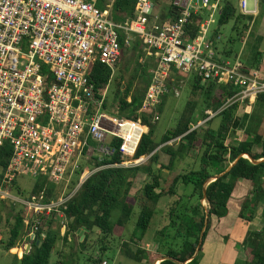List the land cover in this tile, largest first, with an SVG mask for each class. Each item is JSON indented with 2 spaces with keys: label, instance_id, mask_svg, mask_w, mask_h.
I'll use <instances>...</instances> for the list:
<instances>
[{
  "label": "built area",
  "instance_id": "1",
  "mask_svg": "<svg viewBox=\"0 0 264 264\" xmlns=\"http://www.w3.org/2000/svg\"><path fill=\"white\" fill-rule=\"evenodd\" d=\"M257 4L250 11L248 0H240L241 12L255 16ZM110 7L102 10L98 0H0V149L12 150L9 165L0 170V199L26 208L30 239H38L42 217L56 212L62 223L66 220L61 209L92 175L143 164L134 157L148 127L141 118L113 115L106 106L110 84L97 92L91 81L99 62L112 80L123 47L135 39L144 42L146 58L158 62L139 111L153 124L174 69L204 83L234 86L239 92L225 107L253 104L264 93V77L257 71L247 72L239 59L219 57L211 23L222 0H173L180 16L164 21L155 15L153 0H139L129 25L113 21ZM195 14L208 18L202 34L191 39L187 25ZM115 139L122 141L119 149L112 146ZM117 152L120 163L94 164ZM24 177L44 178L47 184L26 198L12 195L13 184ZM62 228L65 233L66 225Z\"/></svg>",
  "mask_w": 264,
  "mask_h": 264
},
{
  "label": "trees",
  "instance_id": "2",
  "mask_svg": "<svg viewBox=\"0 0 264 264\" xmlns=\"http://www.w3.org/2000/svg\"><path fill=\"white\" fill-rule=\"evenodd\" d=\"M153 1L155 8L157 4L160 5L163 2V0ZM236 1L222 0L218 28L212 34V39L217 43V47L215 46L217 49L222 28L232 21H235L234 30L240 39H245L246 34H249V38L251 36L252 39L254 38V34H251L258 26L261 14L255 17L240 13ZM259 1L260 10L264 11V0ZM138 4L139 0H98V7L102 10L111 6L110 17L113 21L126 25H129L138 15ZM179 16L173 7L172 0L167 15L160 17L164 21L166 18L177 20ZM207 18L206 14L193 15L187 25V33L191 39L202 34ZM240 24H243L241 31L237 27ZM230 42L235 41L232 38ZM251 45L253 54L251 53L249 60L244 64L247 72L261 69L264 59V36L258 37L255 42L252 41ZM129 48L137 52V69L130 81L124 82V75L119 77V81L118 79L117 82L115 81L114 99L119 104V117L135 121L141 118L148 127L149 131L143 136L134 157L135 159L148 157V162L132 168L109 167L92 175L66 207L61 209L67 221L66 232L62 234V227H56L57 222H60L56 212L51 216L42 217L38 239L31 242L30 253L24 254L22 258L15 256L14 264H51L59 243L68 245L72 235L79 234L78 232L83 228L88 231L85 232V240L80 243L82 248L88 246L93 235L96 233L98 235L95 243L98 246L96 250L98 256L91 257L89 261L92 264L109 263L105 261V257L111 249V240L115 236L116 227L127 226L138 208L137 228L147 231L156 216L161 200L164 197L180 196L178 191L181 185L186 190L189 187L193 190L190 195L180 196L170 210L172 220L170 227L176 232L173 238L176 242L175 246L166 245L163 251L164 247H161L157 252L158 255H153L142 250L134 252L129 247V243L125 242L123 250L126 257L142 262L149 254L148 256L153 257L154 261L163 257L170 258L160 264H199L203 257V246L197 257L194 259L193 257L200 246L204 230L203 243L205 244L212 233L224 234L226 238H229L228 231L237 221L252 224L260 208L264 218V161H261L264 159V136L260 133V126L264 120V93L260 94L253 103L255 106L253 112L241 117L238 115L242 106L240 102L225 107L227 102L238 94V89L214 82L204 83L194 76L192 96L201 95L200 97H203L205 101L206 109L200 112L201 120L205 123L200 126L196 118L198 104L196 101H190L182 111L175 127L168 130L159 141L155 124L148 116L139 113L151 83V70L157 66L158 62L153 58H146L144 42L140 38L135 39ZM129 48L123 47L119 63H122L123 56ZM232 53L227 46L226 58H231ZM174 74L181 77L183 73L174 69ZM91 81L95 84L97 92H100L110 84L111 71L99 62L91 74ZM217 90L220 91L219 96H215ZM108 103L109 101L106 106H109ZM161 112L162 105L159 114ZM215 119L222 121L217 128L212 127ZM237 131H244L247 138L239 143L229 144L230 137ZM121 143V140L115 139L112 146L119 149ZM257 145L261 147L260 152L254 150ZM160 148L171 157L169 166L160 165ZM195 151L198 154V167L185 173L176 172L174 168L177 161ZM11 155L12 150L9 145L0 149V170L7 168ZM246 156L252 158L255 163ZM120 162L121 155L117 152L102 162L96 159L94 164L103 166ZM165 170L170 172V179L167 181L164 180ZM141 173L146 176L144 186L139 194L131 197L137 177ZM218 176L221 177L216 180L215 177ZM2 178L3 174L0 173V186ZM46 184L47 181L40 178L32 193L43 190ZM16 186H18L17 181L13 184V187ZM18 191L20 192L21 189L18 188ZM48 191L52 194L53 190L50 188ZM203 201L207 202L208 207L203 205ZM115 211L121 212L117 223L112 222ZM26 215L25 209L15 215L6 251L10 252L17 248L27 236ZM43 233L44 237H42ZM166 233L167 230L159 232L162 237H165ZM242 248L246 254V260H238L235 264H264V227L261 231L248 230ZM57 264H69V261H58Z\"/></svg>",
  "mask_w": 264,
  "mask_h": 264
},
{
  "label": "rangeland",
  "instance_id": "3",
  "mask_svg": "<svg viewBox=\"0 0 264 264\" xmlns=\"http://www.w3.org/2000/svg\"><path fill=\"white\" fill-rule=\"evenodd\" d=\"M240 1H236V6L238 8V11L241 13L240 9ZM172 3V0H163L162 4L156 6L155 13L158 16L165 17L168 13V8L170 7ZM249 10L253 11L255 9V1L249 0ZM260 16V22L256 28H254L253 33L254 38L252 39V36L249 38V34H246L245 39H240L235 29V21H232L229 25L224 26L222 28L221 33V40L218 43V46L222 45L223 52L227 51L224 47L227 45L228 50H232V61H237L238 59L245 64L247 60H249L252 53V41H256L258 37V34L264 35V11L259 9ZM258 13V16H259ZM218 19H219V13H217L214 17V20L211 23V32L214 33L215 29L218 28ZM238 29L241 31L240 28L243 27V24H240ZM257 37V38H256ZM234 39L235 42H230V39ZM247 41V43H246ZM246 43V44H245ZM252 53V54H251ZM230 60V59H229ZM263 65H261L260 70H264V59L262 62ZM137 69V52L129 50L125 52L123 56L122 63L118 64L117 71L115 72L110 85L108 89V101H109V111L113 115L119 116V104L114 99V84L115 81H119V77L124 75V82H128L132 79V77L135 75ZM255 71V70H251ZM168 80V92L166 95L162 98L160 107L162 105V112L159 114L160 119L155 123L156 128V136L158 140L160 141L161 138L165 135V133L168 132V130L175 127L177 124L180 115L182 111L186 108L187 104L190 101H196L198 104V112L196 115V118L199 120L200 126L203 125L205 122L201 120L200 112L204 111L206 109V104L203 99V97H200L201 95L194 97L192 96V76L182 74L181 77H179L176 74H172ZM116 81V82H117ZM220 91L217 90L215 92V96H219ZM159 107V109H160ZM254 105L249 102V104H242L238 111L239 116H243L247 113H251L254 110ZM257 109V108H255ZM263 117V116H262ZM264 118V117H263ZM221 119H215L214 123L212 124L213 128H217L221 124ZM257 124L259 120L257 119ZM261 130L260 133H263L264 136V120L263 123L260 126ZM253 134H255V131H253ZM247 136L244 133V131H237L236 133L232 134V136L229 139V144H236L240 141H243L246 139ZM162 148V147H161ZM161 148L159 149V155H160V165L162 166H169L171 157L161 151ZM256 152L261 151L260 146H256L254 148ZM198 154L197 152H190L187 157L184 159H179L177 161V164L175 165V171L178 173H185L189 172L193 168L198 167ZM143 164H146L149 160L148 157H144ZM169 171H164V180L170 179ZM146 176L144 174H139L135 183V186L131 192V197L136 196L139 194L140 190L143 188L145 183ZM18 186L13 187V190H11L12 195L20 198H26L28 195L32 194V189L34 188L36 182L31 177H24L21 180H18ZM76 186V185H75ZM74 183L72 186V190L75 188ZM18 188L21 189V191H18ZM192 187H189V189H185L182 185L179 186V195L183 196L184 194L190 195L192 194ZM164 197L161 202L159 203L157 207V213L156 216L149 227L147 231H143L141 229L137 228V222L139 218V209L136 208L135 210V216L128 222L127 226L121 228L116 227V232L114 238L111 240V249L106 253V259L105 261H108V264H156L160 261H154L153 257H149V254L158 255L157 252L160 250V248L168 245V246H175V241L173 240L176 232L173 228L170 226L172 225V220L170 218V210L174 206L175 202L179 200V197ZM196 200V199H194ZM188 201V200H187ZM203 205L205 207H208V204L206 201H203ZM23 209L26 210V208H23V206L20 203H16L12 200H1L0 199V264H14L15 256H18L19 258H22L25 252L28 249V245L31 244L33 239H30L27 236L24 238V240L19 244V246L12 251L8 252L6 251V244L10 237V229L11 225L14 223V217L17 215L20 211ZM263 211L260 208L257 211L256 218L250 226L244 222L240 223L239 229L240 233H237L238 236H236L237 242H239L244 237V232L249 227V230H262V226H264V218L262 215ZM121 216L120 211H115L113 213L112 222L117 223L119 218ZM60 222H57L56 227L61 228L66 225L67 221L63 220L61 217H59ZM63 229V228H61ZM258 229V230H257ZM167 230V233L165 234V237H162V235L159 234V232H164ZM63 233V230H62ZM64 234V233H63ZM236 235V234H235ZM81 236L79 234L72 235L71 242L68 245H65L63 242L59 243L55 254L53 255L51 259V264H57L58 261H69V264H92V262L89 261V259L93 256H98L96 253V250H98V246H96V241L98 238L97 233L93 235L90 238L88 246H83V248L80 246ZM129 243V247L134 252H137V250H142L147 253V257L142 262H137L135 260H132L124 254L123 250V244ZM136 243V244H135ZM96 247V248H95ZM165 250V247L162 249V251ZM240 250V248H239ZM22 252V254H21ZM165 252V251H164ZM163 252V253H164ZM162 253V252H161ZM74 254V255H73ZM245 258V254L243 250L239 252V260H243ZM238 261V260H237Z\"/></svg>",
  "mask_w": 264,
  "mask_h": 264
},
{
  "label": "crops",
  "instance_id": "4",
  "mask_svg": "<svg viewBox=\"0 0 264 264\" xmlns=\"http://www.w3.org/2000/svg\"><path fill=\"white\" fill-rule=\"evenodd\" d=\"M238 1H240V0H238ZM254 1H255V9H256V0H254ZM259 2L260 1L258 0L257 15H258L259 9H260ZM248 8H249V4H248ZM257 15H255V17ZM259 35L262 37L264 36V35H261L260 33L258 34V36ZM246 43H247V41H246ZM226 49H227V46H226ZM217 50L219 53V57L222 60H228V59L231 60V58H226L225 52H223L222 45L218 46ZM257 72L259 73L260 76L264 77V70H259ZM241 222L242 221H237L235 223V225H233V227L228 231L229 236H230L229 238H226V236L224 234H217L216 235L215 233H212L209 236V238L207 239V242H205V244H203V257L200 260L199 264H235L237 262V260H239V252H241V250H243V252H244V249L242 248V243L245 239L246 233L249 230V227H248L246 229V231L244 232V237L239 242H237V240H235V239H236V236H238L237 233H240L239 226H240ZM263 227L264 226H262V228ZM258 231H261V230H258ZM239 248H240V250H239ZM244 254H245V252H244ZM243 260H246V254H245V258ZM155 264H156V262H155Z\"/></svg>",
  "mask_w": 264,
  "mask_h": 264
},
{
  "label": "water",
  "instance_id": "5",
  "mask_svg": "<svg viewBox=\"0 0 264 264\" xmlns=\"http://www.w3.org/2000/svg\"><path fill=\"white\" fill-rule=\"evenodd\" d=\"M246 157H247V158H250L249 156H246ZM250 159H251L252 162L255 163V161L252 160V158H250ZM261 161H264V159H262ZM221 176H222V175H221ZM221 176L215 177V179L217 180V179H218L219 177H221ZM86 231H88V230H87L86 228H83V229H81V230L78 232L79 235L81 236V241L84 240V238H85V232H86ZM204 232H205V230H204ZM204 232H203V234H202V239H201V241H200V246H199V248H198L196 254L194 255L193 259H194L195 257H197V255L199 254L200 248H201V247L203 246V244H204V243H203ZM33 240H37V238H36V239H33ZM31 248H32V245H31V244L28 245V249H27V251L25 252V254H29ZM169 259H170L169 257H163L162 259H160V260H158V261L162 262V261L169 260ZM177 263H179V262H177ZM182 264H187V263H182Z\"/></svg>",
  "mask_w": 264,
  "mask_h": 264
},
{
  "label": "clouds",
  "instance_id": "6",
  "mask_svg": "<svg viewBox=\"0 0 264 264\" xmlns=\"http://www.w3.org/2000/svg\"><path fill=\"white\" fill-rule=\"evenodd\" d=\"M148 131H149V129H148Z\"/></svg>",
  "mask_w": 264,
  "mask_h": 264
},
{
  "label": "bare ground",
  "instance_id": "7",
  "mask_svg": "<svg viewBox=\"0 0 264 264\" xmlns=\"http://www.w3.org/2000/svg\"><path fill=\"white\" fill-rule=\"evenodd\" d=\"M159 264V263H158Z\"/></svg>",
  "mask_w": 264,
  "mask_h": 264
}]
</instances>
